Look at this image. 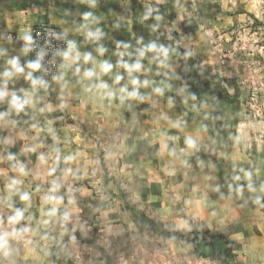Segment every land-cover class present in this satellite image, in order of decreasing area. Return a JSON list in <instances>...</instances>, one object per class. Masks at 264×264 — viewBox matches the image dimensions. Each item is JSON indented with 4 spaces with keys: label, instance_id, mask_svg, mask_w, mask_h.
I'll use <instances>...</instances> for the list:
<instances>
[{
    "label": "crops",
    "instance_id": "obj_1",
    "mask_svg": "<svg viewBox=\"0 0 264 264\" xmlns=\"http://www.w3.org/2000/svg\"><path fill=\"white\" fill-rule=\"evenodd\" d=\"M254 2L0 0V264H79L91 211L105 241L142 211L264 264V134L205 83ZM40 23L68 42L47 86L5 39Z\"/></svg>",
    "mask_w": 264,
    "mask_h": 264
},
{
    "label": "rangeland",
    "instance_id": "obj_2",
    "mask_svg": "<svg viewBox=\"0 0 264 264\" xmlns=\"http://www.w3.org/2000/svg\"><path fill=\"white\" fill-rule=\"evenodd\" d=\"M254 1L255 9L260 12H256L257 17L243 18L233 31L216 38L217 76H207L205 83L215 96L237 109V121L253 123L257 138H262L264 0ZM106 180L107 173L102 171L92 187L96 192H106ZM134 212L138 214L132 216V224L125 232L110 235L108 241H105V233L99 232L93 212H89V228L80 236L79 264H236L235 258L230 256L207 258L201 253L203 244L212 246L219 241L203 227L193 226L186 233L177 230L172 220L155 221L142 211ZM11 217L0 203V229Z\"/></svg>",
    "mask_w": 264,
    "mask_h": 264
},
{
    "label": "built area",
    "instance_id": "obj_3",
    "mask_svg": "<svg viewBox=\"0 0 264 264\" xmlns=\"http://www.w3.org/2000/svg\"><path fill=\"white\" fill-rule=\"evenodd\" d=\"M7 41L19 45L25 52L29 64H39L32 69L37 83L47 86L54 81L63 57L68 49L67 37L60 29L40 23L34 26L28 35L7 34Z\"/></svg>",
    "mask_w": 264,
    "mask_h": 264
},
{
    "label": "clouds",
    "instance_id": "obj_4",
    "mask_svg": "<svg viewBox=\"0 0 264 264\" xmlns=\"http://www.w3.org/2000/svg\"><path fill=\"white\" fill-rule=\"evenodd\" d=\"M12 63H13V66L16 67V62L13 61ZM29 67H31L32 69L35 70V69H38V68H39V64H38V63H37V64H31V65H29ZM125 67H127V66H125ZM135 67H136V68H139V64H137ZM110 69H111V65H107V64H106V65L104 66V70H105L106 72L109 71ZM16 71L19 72V71H22V69H20L19 67H16ZM129 71H132V69H129ZM133 83H135V81H133ZM132 95L135 96V92H133ZM17 107H18V108H22L23 105L17 103ZM27 198H28L27 196H24V197H23V199H27ZM17 218H19V214H18Z\"/></svg>",
    "mask_w": 264,
    "mask_h": 264
},
{
    "label": "water",
    "instance_id": "obj_5",
    "mask_svg": "<svg viewBox=\"0 0 264 264\" xmlns=\"http://www.w3.org/2000/svg\"><path fill=\"white\" fill-rule=\"evenodd\" d=\"M209 249V253L208 254H205L206 255H209L211 257H215V256H218V255H227L229 254V250L226 249V248H216V247H208Z\"/></svg>",
    "mask_w": 264,
    "mask_h": 264
},
{
    "label": "trees",
    "instance_id": "obj_6",
    "mask_svg": "<svg viewBox=\"0 0 264 264\" xmlns=\"http://www.w3.org/2000/svg\"><path fill=\"white\" fill-rule=\"evenodd\" d=\"M201 253H209V249L205 246L202 247V252Z\"/></svg>",
    "mask_w": 264,
    "mask_h": 264
},
{
    "label": "flooded vegetation",
    "instance_id": "obj_7",
    "mask_svg": "<svg viewBox=\"0 0 264 264\" xmlns=\"http://www.w3.org/2000/svg\"><path fill=\"white\" fill-rule=\"evenodd\" d=\"M215 247H216V248H222L223 246L220 245V246H215Z\"/></svg>",
    "mask_w": 264,
    "mask_h": 264
}]
</instances>
